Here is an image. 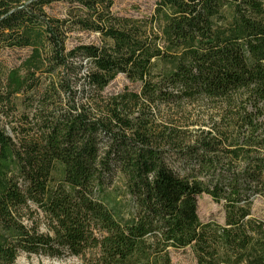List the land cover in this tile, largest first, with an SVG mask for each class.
I'll list each match as a JSON object with an SVG mask.
<instances>
[{
  "label": "trees",
  "instance_id": "16d2710c",
  "mask_svg": "<svg viewBox=\"0 0 264 264\" xmlns=\"http://www.w3.org/2000/svg\"><path fill=\"white\" fill-rule=\"evenodd\" d=\"M6 49L27 54L0 66V264H264V0H0ZM119 76L139 90L107 94ZM199 101L221 110L209 131L155 120ZM203 195L223 223L200 220Z\"/></svg>",
  "mask_w": 264,
  "mask_h": 264
},
{
  "label": "rangeland",
  "instance_id": "374dc122",
  "mask_svg": "<svg viewBox=\"0 0 264 264\" xmlns=\"http://www.w3.org/2000/svg\"><path fill=\"white\" fill-rule=\"evenodd\" d=\"M154 5L147 1H118L115 3L114 12L123 17H143L150 15ZM67 6L62 3L53 4L48 10V14L54 18L62 19L65 16ZM69 46L75 45L77 40L84 44L96 43V36L89 33H74ZM27 51L6 49L0 54V66L7 70L19 63L24 58ZM139 90L140 86L129 83L123 76H119L113 81L106 90L107 94H117L124 88ZM220 112L213 103L199 101L183 107L176 106H158L155 108V120L159 124L178 126L189 131H209L211 130L212 119L220 120ZM214 121V122H215ZM184 126V127H183ZM198 214L203 223L210 221L224 222V211L220 205L206 195L198 198ZM252 215L254 218L264 221V201L256 198L252 205ZM171 259L173 264H197L194 253L190 248L182 250H171ZM16 264H83L78 258L68 259H49L43 256H27L22 254L16 261Z\"/></svg>",
  "mask_w": 264,
  "mask_h": 264
}]
</instances>
